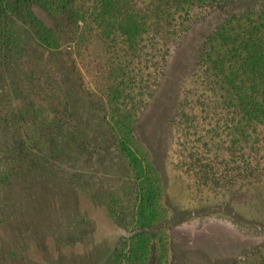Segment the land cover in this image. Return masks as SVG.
<instances>
[{"label": "rangeland", "instance_id": "374dc122", "mask_svg": "<svg viewBox=\"0 0 264 264\" xmlns=\"http://www.w3.org/2000/svg\"><path fill=\"white\" fill-rule=\"evenodd\" d=\"M97 1L75 0L73 14L35 8L60 35L59 48L38 46L19 19L15 30L24 52L1 64L6 50L0 45V176L14 193L5 196L14 198L11 214L22 224L7 232L15 239L12 255L0 227V264H110L116 251L131 245L135 187L101 123L123 41L103 35ZM262 8L264 0L195 7L172 35L154 39L158 79L136 126L162 180L166 218L158 231L167 237L168 264H264V127L258 126L253 151L229 145L230 117L204 65L210 35ZM27 101L38 110L33 122L47 119L32 148L23 144L22 124L7 114ZM72 194L83 216L76 223L66 207ZM156 257L153 247L151 264Z\"/></svg>", "mask_w": 264, "mask_h": 264}, {"label": "trees", "instance_id": "16d2710c", "mask_svg": "<svg viewBox=\"0 0 264 264\" xmlns=\"http://www.w3.org/2000/svg\"><path fill=\"white\" fill-rule=\"evenodd\" d=\"M74 1L0 0V45L6 50V54L1 55V64L13 54L24 52V40L15 30L16 19L30 28L38 46L59 48L60 35L34 10L40 8L50 15L64 12L73 14ZM224 1H97L96 11L103 35L118 37L123 41L111 73L105 104L106 115L101 123L105 124L107 137L129 167L137 201L131 245L116 251L110 264H151L153 247L157 253L154 264H168L167 237L161 230L158 231L166 218L162 180L141 148L137 135V116L150 95L153 83L158 79L157 73L153 71L154 66H159L158 43L154 39L161 36V33L169 36L177 21L187 16L191 9ZM204 65L211 91L221 109L230 117L227 121L229 145L241 153L253 151L259 141L258 126L264 127V8L230 20L210 35L204 47ZM4 73L0 72V83ZM35 111L38 110L30 101L7 110L10 122L22 124L23 144L29 148L36 143V130L44 127L47 120L43 118L38 123L33 122L31 114ZM58 144L62 145L63 139L58 138ZM6 174L9 178L10 174ZM3 180L1 177L0 227L4 241L10 244L8 252L12 255L16 253L13 244L15 239L7 234L22 224L20 218L11 214L14 198L6 197L14 193L7 192L8 186L2 184ZM71 196V202L66 207L69 219H74L76 223L83 216L79 196ZM58 204L62 205L61 199ZM64 208L65 204L61 209ZM108 209L111 213L114 211L110 203Z\"/></svg>", "mask_w": 264, "mask_h": 264}]
</instances>
